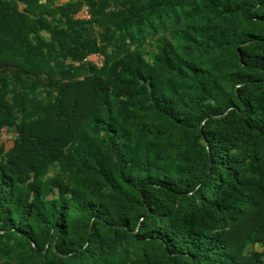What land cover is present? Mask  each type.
<instances>
[{
  "label": "trees",
  "instance_id": "1",
  "mask_svg": "<svg viewBox=\"0 0 264 264\" xmlns=\"http://www.w3.org/2000/svg\"><path fill=\"white\" fill-rule=\"evenodd\" d=\"M4 126L0 264H264V0H0Z\"/></svg>",
  "mask_w": 264,
  "mask_h": 264
},
{
  "label": "built area",
  "instance_id": "2",
  "mask_svg": "<svg viewBox=\"0 0 264 264\" xmlns=\"http://www.w3.org/2000/svg\"><path fill=\"white\" fill-rule=\"evenodd\" d=\"M77 18L80 19H86V18H90L91 14L89 11V8L87 6H84L77 14H76ZM87 60H92L93 62H95L98 66L102 65V60H103V56L98 54V53H94L90 56H88L86 58ZM17 136V132L11 131L7 126H4L0 129V143L2 142H7L11 139H14Z\"/></svg>",
  "mask_w": 264,
  "mask_h": 264
},
{
  "label": "rangeland",
  "instance_id": "3",
  "mask_svg": "<svg viewBox=\"0 0 264 264\" xmlns=\"http://www.w3.org/2000/svg\"><path fill=\"white\" fill-rule=\"evenodd\" d=\"M154 44H155V41H153V40H149L148 41V43H147V45H146V48H147V50H154ZM149 51H147V56H149ZM260 249H257V251H259Z\"/></svg>",
  "mask_w": 264,
  "mask_h": 264
}]
</instances>
